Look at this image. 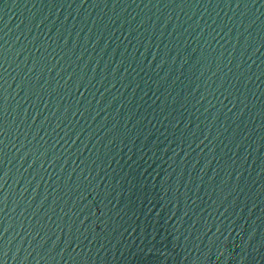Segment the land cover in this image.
<instances>
[{"label":"water","instance_id":"95a60500","mask_svg":"<svg viewBox=\"0 0 264 264\" xmlns=\"http://www.w3.org/2000/svg\"><path fill=\"white\" fill-rule=\"evenodd\" d=\"M0 264H264V0H0Z\"/></svg>","mask_w":264,"mask_h":264}]
</instances>
